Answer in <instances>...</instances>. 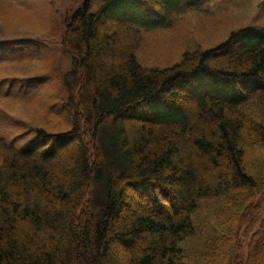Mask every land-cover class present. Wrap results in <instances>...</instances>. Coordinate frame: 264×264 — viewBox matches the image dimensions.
Returning <instances> with one entry per match:
<instances>
[{"label": "trees", "instance_id": "1", "mask_svg": "<svg viewBox=\"0 0 264 264\" xmlns=\"http://www.w3.org/2000/svg\"><path fill=\"white\" fill-rule=\"evenodd\" d=\"M213 1L70 0L43 37L0 34V264H255L264 163L249 166L246 147L264 149V0L215 46L165 66L138 54ZM60 84L67 96L40 91ZM1 101L41 103L68 126Z\"/></svg>", "mask_w": 264, "mask_h": 264}, {"label": "rangeland", "instance_id": "2", "mask_svg": "<svg viewBox=\"0 0 264 264\" xmlns=\"http://www.w3.org/2000/svg\"><path fill=\"white\" fill-rule=\"evenodd\" d=\"M27 1L31 2L33 0ZM98 1L96 0V3ZM55 2L56 4L52 8L44 0L38 1L34 7L15 5L6 0H0V34L5 35L11 32H20L19 34H32L31 36L37 38L43 37L45 35L44 33L53 27V21L60 18V14L56 13L54 9L58 7L63 12L66 9V4L70 3V0H55ZM211 3V7L206 12L197 10L187 12L177 21L172 31L166 30L148 34L142 49L138 53L140 60L148 65L155 63L159 66H165L178 60L180 55L187 49H205L215 46L228 35L230 30L253 22L260 0H214ZM48 57L51 58L50 55ZM53 62L54 58L52 59ZM44 63V61L40 60L38 64L33 63L28 66H15L13 72L25 70L27 74H32V72L38 73L35 71L43 69ZM63 65L66 66L67 62L61 63L60 66ZM25 73L22 72L20 74ZM207 76L204 83L211 84L213 87L217 86L218 91L222 93H233L234 88L229 86L225 78H212ZM199 81L203 82L201 80ZM226 85H228V88ZM45 90L47 91L46 93L57 98L59 95L67 96L70 89L60 84L54 87H50V85L44 86L40 91L43 92ZM1 104L11 114L19 115L26 120L34 122L38 126L45 127L49 131H61V129L68 126L67 120L64 121L63 118L47 114L41 103L22 104L20 102L1 101ZM2 108L5 109L4 107ZM61 114L66 117L63 112ZM6 122L3 119V113L0 111V134L5 131L3 127L7 129V126H5ZM6 133H9V131H6ZM12 135H9V138L14 137L16 133L13 132ZM18 143L22 145L24 142L21 141ZM246 149L249 166H252L254 169L260 167L264 163V149L256 147H246ZM123 256V253H117L115 255V262L121 263ZM255 264H264V252H258L255 258Z\"/></svg>", "mask_w": 264, "mask_h": 264}]
</instances>
